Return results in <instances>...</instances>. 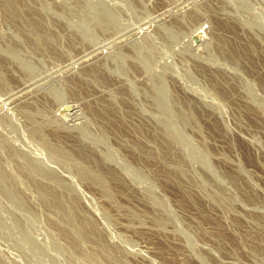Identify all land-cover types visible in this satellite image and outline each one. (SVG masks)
Returning <instances> with one entry per match:
<instances>
[{
  "label": "rangeland",
  "instance_id": "374dc122",
  "mask_svg": "<svg viewBox=\"0 0 264 264\" xmlns=\"http://www.w3.org/2000/svg\"><path fill=\"white\" fill-rule=\"evenodd\" d=\"M0 169V264H264V0H0Z\"/></svg>",
  "mask_w": 264,
  "mask_h": 264
},
{
  "label": "bare ground",
  "instance_id": "6f19581e",
  "mask_svg": "<svg viewBox=\"0 0 264 264\" xmlns=\"http://www.w3.org/2000/svg\"><path fill=\"white\" fill-rule=\"evenodd\" d=\"M107 113H108V112H107ZM109 113H110V112H109ZM104 115H105V114H104ZM65 151H66V150H65ZM67 151H68V150H67ZM69 151H70V150H69ZM71 154H72V153H71ZM71 154H70V155H71ZM72 156H73V155H72ZM0 171H1V169H0ZM1 174H2V171H1ZM2 175H3V174H2ZM6 177H7V176H6ZM3 178H4V176H3ZM5 179H6V178H5ZM5 179H4V180H5ZM6 180H8V179H6ZM177 196H178V195H177ZM182 196H183V195H182ZM183 197H184V196H183ZM183 197H182V198H183ZM180 198H181V197H180ZM58 199H60V198H58ZM49 200H51V199H49ZM182 200L185 201L184 199H181V201H182ZM59 201H60V200H59ZM181 201H180V202H181ZM182 203H183V202H182ZM51 204H52V203H51ZM53 205H55V204H53ZM74 221H76V220H74ZM78 221H79V220H78ZM80 222H81V221H80ZM73 223L76 224L77 222H73ZM83 223H84V222H83ZM83 223H80V225H82ZM76 228H78V227H76ZM80 232H81V231H80ZM161 248H162V247H161ZM161 248H160V249H161ZM160 249H159V250H160ZM160 251H161V250H160ZM162 251H163V250H162ZM166 251H167V250H166ZM163 253H164V252H163ZM167 254H168V253H167ZM164 257H165V256H164ZM171 257H172V255H171ZM173 257H174V256H173ZM168 259H169V257H168ZM171 260H172V259H171ZM169 262H170V259H169ZM165 263H166V262H165ZM171 263H172V262H171ZM171 263H170V264H171ZM173 263H174V262H173ZM167 264H168V263H167ZM174 264H175V263H174Z\"/></svg>",
  "mask_w": 264,
  "mask_h": 264
}]
</instances>
